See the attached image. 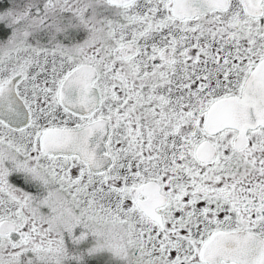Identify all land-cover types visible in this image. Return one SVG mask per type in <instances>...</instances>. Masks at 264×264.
<instances>
[{"label":"snow or ice","instance_id":"6c2138e0","mask_svg":"<svg viewBox=\"0 0 264 264\" xmlns=\"http://www.w3.org/2000/svg\"><path fill=\"white\" fill-rule=\"evenodd\" d=\"M0 264H264V0H0Z\"/></svg>","mask_w":264,"mask_h":264}]
</instances>
